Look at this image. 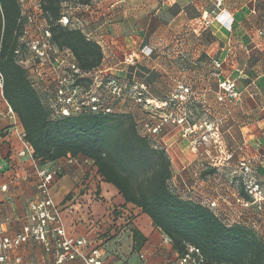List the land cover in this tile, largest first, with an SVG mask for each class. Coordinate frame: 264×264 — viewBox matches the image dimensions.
Returning <instances> with one entry per match:
<instances>
[{
	"label": "crops",
	"instance_id": "0c3cea01",
	"mask_svg": "<svg viewBox=\"0 0 264 264\" xmlns=\"http://www.w3.org/2000/svg\"><path fill=\"white\" fill-rule=\"evenodd\" d=\"M90 6L81 15L82 33L100 45L98 67L103 74L129 87L142 85L144 97L153 100L180 93L177 85L189 88L192 100L204 102L207 115L222 121L225 147L234 152L232 166L248 160L264 185V0H220V5L217 0H91ZM219 11L230 16V26L215 19L205 24V14L211 19ZM142 47L152 53L143 55ZM130 52L135 59L123 63ZM214 62L220 63L218 78L212 74ZM223 79L234 82L236 98L219 100L224 93L218 83ZM123 103L115 108L134 119L142 116L152 126L157 123L148 111ZM0 110V187L5 186L0 189V222L5 234L13 235L26 222L28 204L37 196L38 163L26 151L21 153L26 146L23 128L1 97ZM183 129L166 123L158 134L148 135L170 159V188L208 208L215 202L210 209L226 225L264 228V203L262 208L241 206L238 198L250 199L232 168L214 167L212 159L219 156L214 145L199 142L193 148L192 137L183 136ZM50 165L58 169L50 196L60 210L66 236L86 241L84 255L98 247L102 264H131L142 251L148 264H163L175 254L161 244L163 234L150 218L125 203L91 162L66 163L60 158ZM133 228L144 238L138 250L132 248ZM57 254L53 242L45 250L32 239L9 253L19 259L17 264H51ZM64 264L83 263L76 258Z\"/></svg>",
	"mask_w": 264,
	"mask_h": 264
},
{
	"label": "trees",
	"instance_id": "16d2710c",
	"mask_svg": "<svg viewBox=\"0 0 264 264\" xmlns=\"http://www.w3.org/2000/svg\"><path fill=\"white\" fill-rule=\"evenodd\" d=\"M73 1L83 5L91 2ZM61 4L62 0L40 1L52 41L69 48L81 69L98 67L103 56L100 45L79 29L55 24ZM0 10L3 97L17 116L23 140L39 166L67 156L88 159L100 178L114 186L125 203L150 218L176 253L182 254L192 245L199 248L206 264H264V240L254 229L242 223L226 225L210 208L183 199L170 188V159L166 151L154 146L148 134L137 130L130 113L89 111L50 119L47 108L15 60L19 6L16 0H0ZM157 112L154 110V114ZM131 236L132 248L138 250L144 238L134 228Z\"/></svg>",
	"mask_w": 264,
	"mask_h": 264
},
{
	"label": "built area",
	"instance_id": "2783aa9c",
	"mask_svg": "<svg viewBox=\"0 0 264 264\" xmlns=\"http://www.w3.org/2000/svg\"><path fill=\"white\" fill-rule=\"evenodd\" d=\"M40 1L16 0L20 14L18 20V42L14 55L16 62L25 71L30 86L47 108L50 119L56 120L89 111L111 112L117 103L129 101L141 104L145 109L168 110L167 115H159L161 119L153 126L148 122L143 124L144 131L148 135L158 134L162 125L167 121L177 124L183 122L184 117L179 116L176 108L178 103L188 97L189 88L177 85L180 93L169 95L162 100H153L144 97V87L142 85H132L129 87L121 84L115 77L104 75L100 67L91 70L81 69L69 48L59 47L52 41L50 24L41 8ZM217 5H220V0H217ZM90 7V4L83 5L63 2L61 4L60 17L55 21V24L69 29H79L82 32L83 23L81 15L83 11L90 10ZM203 17L206 18L205 24H209L213 19L228 26L231 24L230 16L226 15L224 11L214 13L211 19L207 14ZM2 30L3 26L0 32V45ZM86 37L91 39L89 36ZM140 52L148 56L152 53V49L145 50V47H142ZM134 59L135 53H127L123 57V63H132ZM213 65L215 70L212 74L218 78L219 73L216 69L220 67V63L214 62ZM3 85L4 76L0 70V97L6 104L7 112L13 113L11 107L3 97ZM218 86L224 93L223 95H219V100L223 97L232 99L237 97L232 80H220ZM1 116L2 112L0 110V118ZM203 127L206 133H202L200 139L206 143L213 137L212 126L210 124H193L183 129V136H193L191 138L193 148H196L199 143L194 135ZM212 143L219 153V156L217 155L212 159L213 166H228L232 168L233 175L237 176L245 194L249 196V201L238 198L237 201L240 205L246 207L250 204H257L259 208H262L264 203V185L253 175L250 162L246 159L239 160L233 167L234 152L226 148L217 139H213ZM25 144L26 146L21 153L24 154L26 151L32 157L30 146L26 142ZM63 159L66 160V163L77 162L79 160L91 162L88 159L80 157L72 158L67 156ZM57 171L58 169L53 168L50 164L43 166L36 164L37 196L29 202L25 214L26 222L18 232L13 235L5 234L0 222V264H17L19 259L11 258L9 253L29 239L42 243L45 250H49L53 242L54 246L58 249V254L51 264H64L76 258L80 259L83 264H102L103 256L100 248L92 247L89 253L84 255L81 248L86 241L82 238H71L65 234L60 210L50 196V186ZM0 189L4 190L5 186H1ZM215 206V202L209 203L210 208ZM249 227L257 231L255 226ZM261 237L264 240L262 234ZM161 244L170 246V240L163 236ZM131 264H148L145 253L138 251L136 261ZM163 264H206V262L199 248L188 245L182 254L175 252Z\"/></svg>",
	"mask_w": 264,
	"mask_h": 264
},
{
	"label": "rangeland",
	"instance_id": "374dc122",
	"mask_svg": "<svg viewBox=\"0 0 264 264\" xmlns=\"http://www.w3.org/2000/svg\"><path fill=\"white\" fill-rule=\"evenodd\" d=\"M63 2H67V3H73V0H62ZM127 103L131 106V108H138L140 109V111L145 110V108L141 105V104H137V103H133V102H124L122 104V106H126ZM148 108V107H147ZM206 104L204 102H198V101H193L191 94H190V89H189V95L188 97L178 103V106L176 108V110H178L179 116H183L184 120L183 122L180 124L182 125L184 128L188 127V126H192V123H196V124H210V126H212V131H213V137L211 139H209L205 144L212 146V140L213 139H217V141L221 142V144H223L224 146H226V135L224 133V128H223V123L222 121L218 120V117H211L209 115H207V111H206ZM119 108H115L114 110H116V112H123V109L121 111L118 110ZM149 114H153L152 119L151 120H157V122L161 119L158 115L160 116H164L167 115L168 110H158V112L156 113L157 115H154V110H150L147 109ZM151 112V113H150ZM129 113V112H126ZM133 117V116H132ZM134 118V117H133ZM136 126H137V130L141 133V134H146V132L144 131V127L143 124L147 121H144V117H136ZM168 119V117H167ZM166 123H170V124H177V123H172L171 121H167ZM165 123V124H166ZM216 127V128H214ZM202 133H206L205 128L203 127L202 129L198 130L195 133V137L196 140L198 142H202L200 139V136ZM193 134V133H191ZM190 136V135H188ZM193 137V136H192ZM150 140L151 137L149 136ZM204 143V142H203ZM256 232L264 237V228L262 227H258L256 228ZM167 247V246H165Z\"/></svg>",
	"mask_w": 264,
	"mask_h": 264
}]
</instances>
